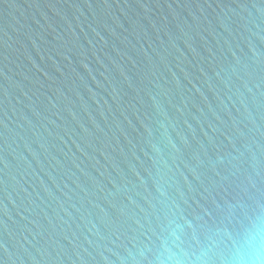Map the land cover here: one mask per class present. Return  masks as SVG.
I'll return each mask as SVG.
<instances>
[{
  "label": "water",
  "instance_id": "1",
  "mask_svg": "<svg viewBox=\"0 0 264 264\" xmlns=\"http://www.w3.org/2000/svg\"><path fill=\"white\" fill-rule=\"evenodd\" d=\"M0 264H264V0H0Z\"/></svg>",
  "mask_w": 264,
  "mask_h": 264
}]
</instances>
